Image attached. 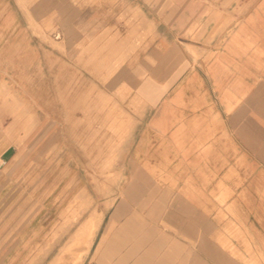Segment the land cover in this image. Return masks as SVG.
<instances>
[{"label":"rangeland","instance_id":"obj_1","mask_svg":"<svg viewBox=\"0 0 264 264\" xmlns=\"http://www.w3.org/2000/svg\"><path fill=\"white\" fill-rule=\"evenodd\" d=\"M43 1L44 18L11 20L28 34L0 59V157L15 148L0 165V264H53L61 254L57 264H102L105 246L95 252L102 224L123 200L144 206L156 240H163L159 255L172 252L174 264H264V179L256 168L245 179L237 160L244 178L216 177L208 168L203 179L183 180L174 176L179 169L169 171L171 161L120 162L130 109L95 80L99 66L69 63L62 47L68 32H83L92 20L109 27L105 37L125 51L124 62L159 40L191 45L188 51L198 58L211 54L223 28L244 26V16L264 0ZM90 9L102 20L84 19ZM83 46L77 41V54ZM55 78L65 81L61 89L65 95L70 89L72 99L52 98ZM71 109L74 114L65 113ZM135 111L141 115L143 107ZM93 216L99 224L90 245L66 248Z\"/></svg>","mask_w":264,"mask_h":264},{"label":"crops","instance_id":"obj_2","mask_svg":"<svg viewBox=\"0 0 264 264\" xmlns=\"http://www.w3.org/2000/svg\"><path fill=\"white\" fill-rule=\"evenodd\" d=\"M29 1L14 0V9L13 0H0L1 60L7 46L18 36L28 34L27 27L11 25L13 18H44V1L35 0V6L26 7ZM261 2L259 11L244 16V26L223 28L222 37L210 45L211 54L194 58L188 51L191 45L159 40L132 62H124L125 51L118 50L116 40H107L106 24H93L91 19L102 20V16L97 18L92 9L84 12V19L91 21L85 22L83 32H68L62 47L69 63L83 60L85 69L99 66L95 80L104 81L107 94L119 106L130 109L127 115L133 122L118 151L120 162L171 161L169 171L179 169L174 176L183 180L203 179L208 168L218 173L216 177L224 172L227 178H242L244 172L245 179H251L254 166L264 179V1ZM15 11L19 12L17 16ZM81 40L84 46L77 54L76 44ZM113 67H117L115 71ZM52 73L56 76L55 70ZM68 73L70 84L71 72ZM109 73L112 74L104 80L102 75ZM56 80L52 98L72 99L70 89L67 95L61 89L65 81ZM139 107H143L141 115L135 111ZM70 111L65 113H75ZM144 117L145 123L140 121ZM237 160L244 164L243 172L237 170ZM103 225L95 249L97 252L105 246L102 264H174L172 252L159 255L163 240H156L155 230L144 217V206L138 202L121 201Z\"/></svg>","mask_w":264,"mask_h":264},{"label":"bare ground","instance_id":"obj_3","mask_svg":"<svg viewBox=\"0 0 264 264\" xmlns=\"http://www.w3.org/2000/svg\"><path fill=\"white\" fill-rule=\"evenodd\" d=\"M71 112V111H70ZM70 116L72 113L69 114ZM67 117V116H66ZM70 119V118H69ZM68 119V121H69ZM72 123V122H70ZM120 124V123H119ZM3 164V161L0 157V165ZM99 224V218L97 216L90 217L84 225L80 228L79 232L73 237L71 242L66 245V248H70L73 246H78L81 244H86L87 246L90 245V241L97 229V226ZM65 248V250H66ZM85 254V253H84ZM83 252L80 254V258L84 256ZM60 256L62 257V254L57 257V259L54 261L53 264H57L58 261L60 260Z\"/></svg>","mask_w":264,"mask_h":264},{"label":"water","instance_id":"obj_4","mask_svg":"<svg viewBox=\"0 0 264 264\" xmlns=\"http://www.w3.org/2000/svg\"><path fill=\"white\" fill-rule=\"evenodd\" d=\"M14 153H15V148L13 147H10L8 150H6L1 156L3 164L7 163V161H9V159L14 155Z\"/></svg>","mask_w":264,"mask_h":264}]
</instances>
